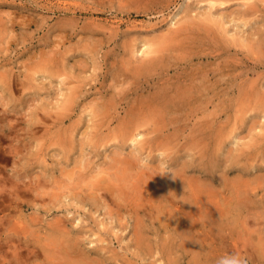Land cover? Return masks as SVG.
Here are the masks:
<instances>
[{"label": "rangeland", "instance_id": "obj_1", "mask_svg": "<svg viewBox=\"0 0 264 264\" xmlns=\"http://www.w3.org/2000/svg\"><path fill=\"white\" fill-rule=\"evenodd\" d=\"M0 134V264H264V0H0Z\"/></svg>", "mask_w": 264, "mask_h": 264}, {"label": "bare ground", "instance_id": "obj_2", "mask_svg": "<svg viewBox=\"0 0 264 264\" xmlns=\"http://www.w3.org/2000/svg\"><path fill=\"white\" fill-rule=\"evenodd\" d=\"M212 5H214L215 3H219V4H223V3H225V1L226 0H208ZM209 15L210 16H213L212 15V13L210 12L209 13ZM185 21V20H184ZM243 21L246 23V19H243ZM222 24H223V22H222ZM222 29H224V27H222ZM175 31V30H174ZM169 32H172V31H169ZM173 33V32H172ZM170 35H171V33H170ZM168 36V35H167ZM166 36V37H167ZM165 37V36H164ZM168 37H170V36H168ZM172 38H173V36H172ZM168 39V41L170 40L169 38H167ZM166 41V39L164 40V38H163V43ZM167 41V43H169ZM160 42V41H159ZM167 43H165V44H167ZM161 44V43H160ZM156 45L158 46V44L156 43ZM152 46V45H151ZM162 46H164L165 47V45H162ZM153 47H154V45H153ZM156 47V46H155ZM157 48H159V47H157ZM163 48V47H162ZM161 48V49H162ZM153 49V48H152ZM152 49H151V47H150V44H149V46H147V52L148 53H151L152 52ZM155 51V50H154ZM156 51H158L157 49H156ZM155 51V52H156ZM145 64V63H144ZM151 64V62H149V63H147V65H150ZM59 68V67H58ZM57 68V69H58ZM54 70V71H53ZM53 70L52 69H48L47 70V72H49V73H51V75L52 76H54V75H60V74H62L63 72H59V71H55V69L53 68ZM59 70V69H58ZM40 74H42V73H40ZM195 80V79H194ZM185 81V80H184ZM190 81V80H189ZM186 82V81H185ZM193 83H194V81H190V82H186L184 85H183V87H180V91H178L177 92V89H176V91H175V95H177V101H178V103L173 99V95H170V96H168L167 94H164V97H161L162 96V94H160L161 96L159 97V98H155V100H157L159 103H160V105H163V107L165 108V109H167V107L169 106L168 104H169V102H170V105L172 104L173 106H174V104H177L178 106H180L179 104H185V103H188L189 101H190V99L192 98V97H196L197 95H198V93H200V92H202V90H201V88H199L198 86H196V88H194L193 87ZM73 91V90H72ZM177 93V94H176ZM202 95V94H201ZM157 96H159V95H157ZM156 96V97H157ZM154 100V99H153ZM198 100V99H197ZM152 102V101H151ZM193 103V102H192ZM196 102H194V104H195ZM157 104V103H156ZM147 105H150L149 103L147 104ZM151 105H153V104H151ZM159 104H158V106L156 105V107H157V109H159V106H160ZM171 105V106H172ZM189 105V104H188ZM188 105H186V106H188ZM176 106V105H175ZM183 106V105H182ZM181 106V107H182ZM149 107V106H148ZM147 107V108H148ZM150 107H152V106H150ZM161 108V107H160ZM154 109L156 110V108L154 107ZM162 109V108H161ZM171 109V108H170ZM160 110V109H159ZM164 111V110H163ZM169 111V110H168ZM100 112V111H99ZM149 112V111H148ZM153 113V111L151 112V114ZM158 113H160V112H158ZM162 113V112H161ZM164 113H165V111H164ZM154 114V113H153ZM97 115V114H96ZM151 116H153V115H151ZM155 116V115H154ZM149 117H150V114L148 115V119H149ZM160 116H158V118H157V120L158 119H160L161 121L160 122H162V120L164 121H166L167 119H161V117L159 118ZM155 118V119H156ZM154 119V120H155ZM156 120V121H157ZM169 120V119H168ZM139 121H141V120H139ZM152 121V120H151ZM159 122V120L157 121V123ZM159 122V123H160ZM143 123H144V121H143ZM140 124H141V122H140ZM164 124H165V122H164ZM14 126V125H13ZM12 127V126H11ZM137 133V132H136ZM138 135L139 134H135L134 133V135H133V137H132V143H135V141H137L138 140ZM141 136H142V134H140ZM140 135H139V137H140ZM0 136H1V134H0ZM126 136V135H125ZM141 138V137H140ZM137 139V140H136ZM140 140V139H139ZM143 142V141H142ZM220 144V143H219ZM217 145V144H216ZM220 150V149H219ZM232 150V149H231ZM230 151V150H229ZM13 152V151H12ZM18 152V151H17ZM220 152H221V150H220ZM214 153V152H213ZM232 153V152H231ZM215 154V153H214ZM220 154V153H219ZM230 154V153H229ZM17 155H18V153H17ZM217 155V154H216ZM215 156V155H214ZM209 157H212V154H211V156H209ZM217 157V156H216ZM231 157V156H230ZM126 172V171H125ZM123 173V172H122ZM123 174H125V173H123ZM126 175V174H125ZM124 176V175H123ZM126 177V176H125ZM138 181V180H137ZM136 182V181H135ZM134 182V183H135ZM153 182V181H152ZM150 183V182H149ZM151 184V183H150ZM149 184V185H150ZM155 185H156V183H154ZM159 185H160V183H158ZM157 184V185H158ZM130 186L131 185H134L133 183H131V184H129ZM129 185H128V187H129ZM152 185V184H151ZM151 185H150V187H151ZM159 185H158V187H159ZM136 186V185H135ZM138 188H139V186H137ZM149 187V188H150ZM157 187V186H156ZM120 189H122V187L120 188ZM133 189V188H132ZM125 189L123 188V191H124ZM129 190H130V188H129ZM136 190V192H137V188L135 189ZM134 189H133V191H135ZM141 189H139L138 190V192L140 191ZM120 191H122V190H120ZM131 191V190H130ZM132 191V192H133ZM126 191H124V193H125ZM141 192V191H140ZM140 192L138 193V195L140 194ZM122 193V192H121ZM149 193V192H148ZM126 194V193H125ZM124 194V195H125ZM183 195V194H182ZM201 196V195H200ZM127 197V196H126ZM129 197L131 198V199H133L132 198V193L131 194H129ZM140 197V196H139ZM138 197V198H139ZM202 197V196H201ZM137 197H136V199H138ZM170 199H173V198H170ZM186 200V199H185ZM174 201V200H173ZM209 202V201H208ZM176 204H178V203H176ZM175 204V205H176ZM185 205V204H184ZM184 207V206H183ZM186 207V206H185ZM180 210H181V208H180ZM179 210V211H180ZM188 213H189V211H187ZM187 212H183L184 213V215L187 213ZM180 213V212H179ZM182 218H183V220H184V217L182 216ZM184 222H186V220L184 221ZM186 240H189L188 238L186 239ZM85 263V262H84ZM86 264V263H85Z\"/></svg>", "mask_w": 264, "mask_h": 264}, {"label": "clouds", "instance_id": "obj_3", "mask_svg": "<svg viewBox=\"0 0 264 264\" xmlns=\"http://www.w3.org/2000/svg\"><path fill=\"white\" fill-rule=\"evenodd\" d=\"M227 264H246V262L242 256L234 254L228 257Z\"/></svg>", "mask_w": 264, "mask_h": 264}]
</instances>
